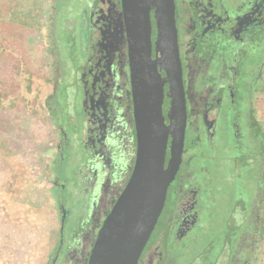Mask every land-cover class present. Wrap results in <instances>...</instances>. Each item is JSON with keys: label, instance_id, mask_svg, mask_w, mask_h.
Masks as SVG:
<instances>
[{"label": "flooded vegetation", "instance_id": "flooded-vegetation-1", "mask_svg": "<svg viewBox=\"0 0 264 264\" xmlns=\"http://www.w3.org/2000/svg\"><path fill=\"white\" fill-rule=\"evenodd\" d=\"M84 5L80 34L69 38L79 43L82 55L70 74L57 67L46 100L58 133L55 156L67 148L64 171L78 204L68 215L58 203L61 234L47 264H88L98 231L136 162V22L130 18L129 57L122 0H85ZM157 9L149 13L154 62L163 57L157 49ZM172 15L177 64L172 73L158 66L162 113L166 126H172L165 169L173 156L176 123L177 132L185 123L184 143L138 264H256L264 224V0H172ZM68 75L73 79L65 83ZM61 121L75 128L70 138ZM217 161L223 169L211 170ZM242 170L252 199L232 189ZM56 179L54 189L65 190ZM68 216L74 220L66 240Z\"/></svg>", "mask_w": 264, "mask_h": 264}, {"label": "rangeland", "instance_id": "rangeland-1", "mask_svg": "<svg viewBox=\"0 0 264 264\" xmlns=\"http://www.w3.org/2000/svg\"><path fill=\"white\" fill-rule=\"evenodd\" d=\"M84 2L0 0V264H46L52 247L41 256L47 238L51 239L55 196L68 215L78 206L72 195L75 188L64 171L67 148L55 156L58 133L46 100L57 67L70 74L74 60L82 55L79 43L71 44L69 38L80 34ZM72 79L68 75L65 83ZM60 87L59 97L64 92ZM60 126L68 138L75 132L67 121ZM209 168L223 169L219 161ZM241 176L232 189L246 191L252 199L253 188L244 170ZM53 177L65 190L56 188L53 193ZM72 220L70 216L66 220L62 236L66 240ZM257 244L256 264H264L261 234Z\"/></svg>", "mask_w": 264, "mask_h": 264}, {"label": "water", "instance_id": "water-1", "mask_svg": "<svg viewBox=\"0 0 264 264\" xmlns=\"http://www.w3.org/2000/svg\"><path fill=\"white\" fill-rule=\"evenodd\" d=\"M122 6L129 37V57L130 18L136 22L133 31L135 58L132 66L136 76V162L126 187L98 231L88 264H138L165 205L168 187L178 171L184 143L185 123L178 132L176 129L179 125L176 123L173 156L165 169L167 141L172 126H166L162 113L163 87L158 66L172 73L173 65L177 64L173 61V53L177 54V37L172 0H122ZM156 6L157 49L163 57L154 62L149 13ZM142 20L143 27L138 25ZM177 57L175 55L174 59L177 60ZM165 63L169 68H166ZM176 105L178 107V101L177 104L174 102V108Z\"/></svg>", "mask_w": 264, "mask_h": 264}, {"label": "crops", "instance_id": "crops-1", "mask_svg": "<svg viewBox=\"0 0 264 264\" xmlns=\"http://www.w3.org/2000/svg\"><path fill=\"white\" fill-rule=\"evenodd\" d=\"M53 193L55 194L54 187H53ZM55 197H56L54 199L55 200V202H54L55 208L53 207L54 209L52 210L51 214H53L52 216H54V217L57 215L59 222L56 221V217L55 218L51 217V219H52L51 221L53 223V225L50 227V232H49L51 235V239L47 238L46 244L43 245V247H45L46 250L44 251V254L41 256L42 259L44 258L45 255H47V251L49 248L52 247L51 252L53 251V248L55 247L56 243L58 242V239L60 238V234H61V221H60V212H59L60 209H59V205L57 203L58 202L57 196H55ZM55 221H56V224H55ZM50 254H49V256H50ZM49 256H48V258H49ZM48 258H47V261L45 262L46 264L48 262ZM41 264H44V262L42 261Z\"/></svg>", "mask_w": 264, "mask_h": 264}, {"label": "trees", "instance_id": "trees-1", "mask_svg": "<svg viewBox=\"0 0 264 264\" xmlns=\"http://www.w3.org/2000/svg\"><path fill=\"white\" fill-rule=\"evenodd\" d=\"M60 97L64 99L66 97L65 92H63V94ZM63 108L65 109V104L63 105ZM261 235L264 237V226H263V231H262Z\"/></svg>", "mask_w": 264, "mask_h": 264}]
</instances>
